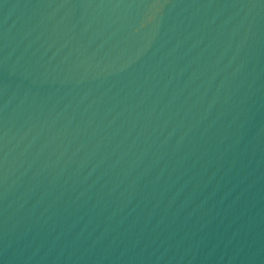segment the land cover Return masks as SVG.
<instances>
[{"label":"water","instance_id":"95a60500","mask_svg":"<svg viewBox=\"0 0 264 264\" xmlns=\"http://www.w3.org/2000/svg\"><path fill=\"white\" fill-rule=\"evenodd\" d=\"M0 264H264V0H0Z\"/></svg>","mask_w":264,"mask_h":264}]
</instances>
